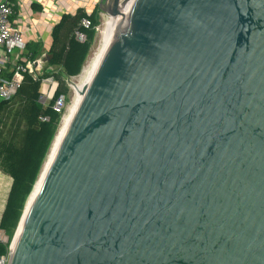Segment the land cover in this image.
Here are the masks:
<instances>
[{"label": "water", "instance_id": "1", "mask_svg": "<svg viewBox=\"0 0 264 264\" xmlns=\"http://www.w3.org/2000/svg\"><path fill=\"white\" fill-rule=\"evenodd\" d=\"M120 3L6 264H264V0Z\"/></svg>", "mask_w": 264, "mask_h": 264}, {"label": "trees", "instance_id": "2", "mask_svg": "<svg viewBox=\"0 0 264 264\" xmlns=\"http://www.w3.org/2000/svg\"><path fill=\"white\" fill-rule=\"evenodd\" d=\"M98 12L97 8L91 13L79 8L74 13L62 14L52 28V43L42 73L38 77L24 73L16 94L9 100L0 101V126L3 123L4 109L16 96L23 100L18 115L24 122V128L19 135L1 134L0 131V170L12 179L0 215V234L3 233L6 237L5 241L0 240V258H8L10 242L24 205L56 134L61 113L56 112L52 106L60 95L66 97V77L78 75L83 67L95 37L96 27L100 23ZM84 17L91 20L89 28L80 25ZM76 30L84 33V41L76 38ZM36 54L37 50H31L27 55L34 59ZM49 76L57 81V87L52 99L42 104L39 101L41 81ZM42 117L47 120H42Z\"/></svg>", "mask_w": 264, "mask_h": 264}, {"label": "built area", "instance_id": "3", "mask_svg": "<svg viewBox=\"0 0 264 264\" xmlns=\"http://www.w3.org/2000/svg\"><path fill=\"white\" fill-rule=\"evenodd\" d=\"M13 12L14 6L11 0H0V101L9 100L16 94L22 84L24 73L27 72L38 77L43 64V60L40 58L31 59L28 55H24L23 34L12 22ZM80 25L89 28L91 20L84 17L81 19ZM97 29L98 27H96ZM75 36L80 41L85 40L84 33L78 30L75 31ZM13 50L15 51L13 52ZM8 62H11L9 70L7 69ZM65 81L70 86L75 84L74 76L66 77ZM56 87L57 81L52 76L42 78L39 101L46 104L52 99ZM64 106L65 97L60 95L55 99L52 107L56 112L61 113ZM41 119L47 120L46 117ZM7 259L1 257L0 264H6Z\"/></svg>", "mask_w": 264, "mask_h": 264}, {"label": "crops", "instance_id": "4", "mask_svg": "<svg viewBox=\"0 0 264 264\" xmlns=\"http://www.w3.org/2000/svg\"><path fill=\"white\" fill-rule=\"evenodd\" d=\"M100 1L101 0H11L14 6L12 22L23 34L25 42L24 55L30 54L31 50H37L35 58H40L43 60V63H45L48 50L52 43L51 31L61 15L65 13H74L79 8H82L87 13H91L96 8L100 10ZM11 62L7 64L8 70L11 67ZM3 206L1 211L3 210Z\"/></svg>", "mask_w": 264, "mask_h": 264}, {"label": "rangeland", "instance_id": "5", "mask_svg": "<svg viewBox=\"0 0 264 264\" xmlns=\"http://www.w3.org/2000/svg\"><path fill=\"white\" fill-rule=\"evenodd\" d=\"M98 15H99V22H100L99 25L97 26L98 29L96 30L95 37H94L93 42H92L91 47H90V52H89V54H88V56H87V58L83 64V67H82L80 73L78 75L74 76V82L75 83L79 82L80 74H81L84 66L88 63V61H90L91 57L93 56L94 52L96 51V49L99 46L100 39H101V35H100L99 31L103 27L104 16L108 15V14H104L99 10ZM14 51L15 50H13V52ZM44 65H45V63L42 64V69H43ZM42 69L40 70V74L42 73ZM67 87H68V92H67L66 97H65V106L63 108V111L60 114L61 117H60V121L58 124L56 134L58 132V129L61 126V123H62L61 120L63 119L66 112L69 110V107L71 106V104L73 103V100L75 98V92H74L73 86H70L67 84ZM22 101L23 100L21 97L16 96L15 98H13L11 101L8 102V104H7V106L4 109L3 114H2L3 123L0 126V131L2 132L1 134H9V135L15 136V135H19L21 133L22 129L24 128V122H23V119L18 115V111L21 107ZM56 134H55V136H56ZM55 136H54V138H55ZM54 138H53V140H54ZM53 140H52V142H53ZM50 147H51V145H50ZM49 150H50V148H49ZM48 153H49V151H48ZM48 153H47V155H48ZM46 158H47V156H46ZM46 158H45V160H46ZM45 160H44V162H45ZM11 181H12L11 177L9 175L3 173L0 170V215L2 212L1 211L2 206L6 200V196H7L6 194L8 193L7 189L10 187ZM8 191H9V189H8ZM0 239L2 241L6 240V237L3 235V233L0 234Z\"/></svg>", "mask_w": 264, "mask_h": 264}, {"label": "bare ground", "instance_id": "6", "mask_svg": "<svg viewBox=\"0 0 264 264\" xmlns=\"http://www.w3.org/2000/svg\"><path fill=\"white\" fill-rule=\"evenodd\" d=\"M128 0H122L120 5H119V9L120 11H125L128 4H127ZM120 20V16L119 14L117 15H113V14H108V15H105L104 16V20H103V27L101 28V30L99 31L100 32V35H101V39H100V43H99V46L98 48L96 49V51L94 52L93 56L91 57L90 61H88V63L84 66L81 74H80V80L79 82L75 83L73 85V89H74V92H75V98L73 100V103L71 104V106L69 107V110L66 112V114L64 115L63 119L61 120L62 123H61V126L60 128L58 129V132L51 144V147H50V150H49V153L47 155V158L44 162V168L46 167L47 163L49 162L51 156H52V153L54 151V148L56 146V143L58 141V138L61 134V131L64 127V125L66 124L68 118L70 117L71 113L73 112L74 108L76 107L80 97H81V93L82 91L84 90V87L87 83V80L94 68V66L96 65V63L98 62L100 56H101V53L105 47V45L107 44V42L109 41V38L116 26V24L118 23V21ZM43 168V169H44ZM44 171V170H43ZM42 171V172H43ZM42 175V173H41ZM41 180V176L40 178L38 179L37 183H36V186L39 184ZM35 191V190H34ZM33 191V193H34ZM32 193V195H33Z\"/></svg>", "mask_w": 264, "mask_h": 264}]
</instances>
